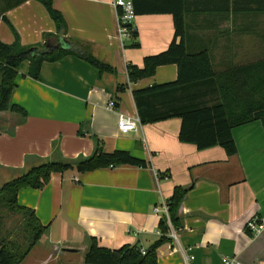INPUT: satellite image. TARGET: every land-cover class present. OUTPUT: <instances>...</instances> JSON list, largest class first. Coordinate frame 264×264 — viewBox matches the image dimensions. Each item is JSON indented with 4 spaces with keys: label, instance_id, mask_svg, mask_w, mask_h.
<instances>
[{
    "label": "crops",
    "instance_id": "1",
    "mask_svg": "<svg viewBox=\"0 0 264 264\" xmlns=\"http://www.w3.org/2000/svg\"><path fill=\"white\" fill-rule=\"evenodd\" d=\"M78 52L111 65L99 71L77 55L45 62L40 80L29 76L30 63L19 68L12 103L26 115L0 112V188L30 169L50 161L74 168L54 173L41 190L22 189L20 206L33 210L47 227L23 264L84 263L90 239L112 250L125 245L143 250L153 245L162 216L154 212L174 194L188 189L179 208L177 240L157 251L158 264H264V231H247L264 218V127L253 121L233 129L236 154L219 147L198 150L179 140L181 119L140 122L127 135L118 130V112L138 115L134 92L175 82V64L157 68L151 78L130 83L127 67L142 68L144 59L166 51L175 35L173 17L137 16V37L121 39L114 0H53ZM187 51H208L215 73L264 60V0H187ZM58 35L55 22L38 0H0V41L24 47L45 45ZM249 42L251 45L249 46ZM51 43V42H50ZM139 44V47L134 45ZM250 60V62H249ZM120 86H126L120 91ZM114 100L118 111L109 109ZM101 141L106 152L128 151L147 167L122 165L78 171ZM191 251H188V249ZM44 250V260L34 259Z\"/></svg>",
    "mask_w": 264,
    "mask_h": 264
},
{
    "label": "trees",
    "instance_id": "2",
    "mask_svg": "<svg viewBox=\"0 0 264 264\" xmlns=\"http://www.w3.org/2000/svg\"><path fill=\"white\" fill-rule=\"evenodd\" d=\"M25 1V0H24ZM47 9L55 22L58 35H47L45 45L24 47L18 35L13 44L0 41V112L11 111L26 115V111L12 103V95L17 88L20 66L30 63L29 76L40 80L41 68L45 62H57L68 55H77L95 67L100 75L115 73L116 70L96 57L78 52L75 45L61 35L67 34V24L60 12L53 8V0H38ZM136 16L164 15L173 17L175 35L169 48L157 55L144 59L139 68L128 65L130 83H136L155 75L157 68L175 64L178 79L175 82L137 90L134 100L140 122L152 124L172 118L181 119L179 140L193 144L198 150L219 146L227 155L237 152L233 129L253 121H261L264 127V60L236 67L224 73H215L208 51L191 54L187 51L185 37V15L189 11L187 0H131ZM133 32V37H137ZM51 42V43H50ZM139 47V44L134 45ZM125 91L126 86H120ZM130 165L147 167V162L134 157L128 151L116 150L108 153L101 141L93 155L79 162L82 172ZM74 167L65 162L50 161L30 169L27 173L9 181L0 188V211L7 208L12 213L21 214L28 234V246L21 248L16 242L0 241V264H23L26 257L46 233L35 212L17 202L22 189L41 190L50 182L54 173H64ZM188 189L177 187L167 202L169 217L175 230L180 229L178 215ZM1 218V214H0ZM1 221V219H0ZM1 226V223H0ZM160 238L149 248L125 245L119 249L101 247L96 238L90 239V247L85 254V264H158L157 251L169 237V226L162 218Z\"/></svg>",
    "mask_w": 264,
    "mask_h": 264
},
{
    "label": "built area",
    "instance_id": "3",
    "mask_svg": "<svg viewBox=\"0 0 264 264\" xmlns=\"http://www.w3.org/2000/svg\"><path fill=\"white\" fill-rule=\"evenodd\" d=\"M114 7L117 9V17L119 22V36L121 39L132 38L133 32L136 31L133 23L136 19V14L134 10V6L131 0H114ZM109 109L116 110V102L114 100H109L107 104ZM118 130L122 135L130 134L137 129L138 124H140L139 116H131L124 113L118 112ZM154 212L161 215L162 218H166L168 226H169V237L172 240L178 239V234L176 230L173 228L170 217H169V207L164 204L162 207H155ZM247 231L251 234L252 237H256L260 235L264 231V218H254L247 225ZM159 235H162L161 232H158ZM188 251H191L189 248ZM142 254H146L145 250H142ZM194 260V256L187 255L185 256V264H190L191 261ZM224 264H241L235 258L232 259H224Z\"/></svg>",
    "mask_w": 264,
    "mask_h": 264
},
{
    "label": "rangeland",
    "instance_id": "4",
    "mask_svg": "<svg viewBox=\"0 0 264 264\" xmlns=\"http://www.w3.org/2000/svg\"><path fill=\"white\" fill-rule=\"evenodd\" d=\"M251 43L249 42V46ZM250 62V60H249ZM1 214V226H0V241H9V242H16L17 244L21 245V248L28 246V234L26 230V225L23 221V217L21 214L12 213L7 210V208H3L0 211ZM37 254L33 256L34 259L31 261V263H34V261L40 258L44 260L45 254L44 250L38 249ZM64 264V261L62 262ZM69 264H81L77 261H72Z\"/></svg>",
    "mask_w": 264,
    "mask_h": 264
},
{
    "label": "water",
    "instance_id": "5",
    "mask_svg": "<svg viewBox=\"0 0 264 264\" xmlns=\"http://www.w3.org/2000/svg\"><path fill=\"white\" fill-rule=\"evenodd\" d=\"M77 170H78V171H81V168H80V166H78V167H77Z\"/></svg>",
    "mask_w": 264,
    "mask_h": 264
}]
</instances>
